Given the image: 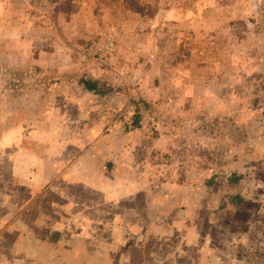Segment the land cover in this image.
<instances>
[{
	"label": "rangeland",
	"instance_id": "obj_1",
	"mask_svg": "<svg viewBox=\"0 0 264 264\" xmlns=\"http://www.w3.org/2000/svg\"><path fill=\"white\" fill-rule=\"evenodd\" d=\"M0 264H264V0H0Z\"/></svg>",
	"mask_w": 264,
	"mask_h": 264
},
{
	"label": "crops",
	"instance_id": "obj_2",
	"mask_svg": "<svg viewBox=\"0 0 264 264\" xmlns=\"http://www.w3.org/2000/svg\"><path fill=\"white\" fill-rule=\"evenodd\" d=\"M31 132H29L30 134ZM111 144L105 146L102 145L101 147L98 145H88L87 147H84L82 151H80V153L78 152V155L76 156V169L78 170L77 173L80 175V177L78 178V181L82 184H88V188H86L84 191L85 192H90L91 190V195L95 198V192H101L102 189L100 188V184H95V181H97L98 183L100 182L99 180H97L96 178L98 176H100V169H101V156H102V152L103 154H105L104 156L108 157V162L109 164L112 165V169H114L115 173L117 171V166L120 167H124L120 164H118V152L115 150H112V147L114 145H112V142H110ZM144 147V148H143ZM143 154L141 155V163L142 165H147L149 162L148 156L149 154H152L153 152L155 153V151H153V149L155 148V146L153 145H148V144H144L143 145ZM159 149V148H157ZM132 153V152H130ZM159 154V152H158ZM121 157V158H120ZM119 157V161L121 162H128V163H132V159H131V155H120ZM118 164V165H117ZM130 167V166H129ZM127 167V168H129ZM129 172V169H127V173ZM127 173L125 174L126 176H130L127 175ZM117 174H113L112 178L110 179L112 183H114L116 185L117 181H116V176ZM132 177V176H131ZM82 178V180L80 179ZM90 178H92V181H90ZM109 180V181H110ZM93 185V186H90ZM99 186V188L97 187ZM111 186V185H110ZM115 189V191H121V188L119 186H111ZM133 187L130 189V192H132ZM90 196V195H89Z\"/></svg>",
	"mask_w": 264,
	"mask_h": 264
},
{
	"label": "trees",
	"instance_id": "obj_3",
	"mask_svg": "<svg viewBox=\"0 0 264 264\" xmlns=\"http://www.w3.org/2000/svg\"><path fill=\"white\" fill-rule=\"evenodd\" d=\"M91 87V85H89Z\"/></svg>",
	"mask_w": 264,
	"mask_h": 264
}]
</instances>
